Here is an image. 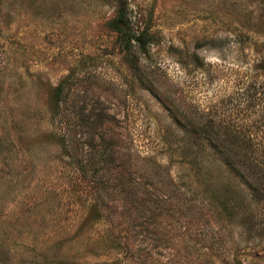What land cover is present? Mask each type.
I'll use <instances>...</instances> for the list:
<instances>
[{
	"label": "rangeland",
	"instance_id": "rangeland-1",
	"mask_svg": "<svg viewBox=\"0 0 264 264\" xmlns=\"http://www.w3.org/2000/svg\"><path fill=\"white\" fill-rule=\"evenodd\" d=\"M115 10L113 0H0V264H124L109 225L120 217L127 264H264V185L253 190L218 160L204 165L222 183L186 186L190 146L164 107L261 119L264 0H128L129 18L156 38L139 74L108 25ZM104 146L105 181L118 185L123 168L137 195L93 194ZM146 154L186 192L183 203L158 204L160 190L136 175Z\"/></svg>",
	"mask_w": 264,
	"mask_h": 264
},
{
	"label": "trees",
	"instance_id": "trees-1",
	"mask_svg": "<svg viewBox=\"0 0 264 264\" xmlns=\"http://www.w3.org/2000/svg\"><path fill=\"white\" fill-rule=\"evenodd\" d=\"M116 3L115 15L108 21L110 29L113 30L118 35V40L121 46L123 45L126 52H133V59L131 60V69L134 73L139 74L143 69L140 67L139 58L144 57L148 59L150 53V47L156 43L155 35L149 32V28H140L137 26L136 21H132L128 16V0H113ZM134 50V51H133ZM261 68V67H260ZM259 68V69H260ZM262 79L259 82V91L256 95L259 102H263L264 108V68H261ZM261 74V75H262ZM143 75V74H142ZM145 77V75H143ZM261 77V76H260ZM140 83L145 81L144 88L149 91L153 96L158 97L159 94L153 85V82L148 78L143 80L140 78ZM143 85V84H142ZM56 101L59 102L62 96L63 90L61 88L57 89ZM253 98L256 96L251 95ZM250 97V96H249ZM255 106V105H250ZM257 106V105H256ZM164 107L171 111L172 120L178 126L182 135L184 136V142L189 145L190 154L188 160L184 161V164L188 166V177L192 181L185 183L186 186H191L196 184L201 187L205 193H209L211 186L214 184L222 183V179H216L214 174L208 171L206 167L207 164H213L214 161H220L222 165L227 169V171L238 178L239 181L252 188L253 190H258L260 185H264V153L259 152L257 149V139L262 138V136L257 135L261 133L264 138V111L262 113L261 119L257 122L250 124L232 122L231 120H217L214 117L208 116L206 119L202 120V114L200 113H190L185 109L175 110L170 108L172 106ZM201 118V119H200ZM102 145L104 144V139H100ZM108 147L104 146L101 154L95 160V166L92 170V179L95 182L97 175L101 174L103 169L97 168L96 166L100 163L103 164L109 158ZM113 159H110L112 163H122V155H114ZM263 157V158H260ZM142 160L139 164H135L139 167L140 177H145L149 181L151 189H159L160 195H157L158 204L166 203L167 200H172V195L177 198V195L185 196L186 192L180 193L178 188H174V182L170 179L169 173L162 170L160 165L156 164L154 160L151 159L150 155L139 157ZM204 162L207 163L204 165ZM216 168L221 169L220 165ZM223 168V167H222ZM77 172L82 174L85 173L84 170ZM118 171H115V179L118 180V185H109L108 179H104L106 170L101 175L99 186L96 182L93 194L99 199L96 192V188H108L116 195V198L120 197L123 193H128L131 189L136 187V182L128 181L124 178L123 168L118 167ZM137 173V172H136ZM79 174V179L81 175ZM83 176V175H82ZM108 186L105 187V183ZM139 184V182L137 181ZM158 185L156 188L155 186ZM138 193L136 187V195ZM222 197V196H221ZM182 198V197H181ZM180 198V199H181ZM211 199H217L218 195L211 193ZM178 203L181 202L178 198L176 200ZM226 201H230V198L225 197L222 204ZM95 204L100 206L101 211L103 210L102 205L106 206L103 201L101 204L95 200ZM120 203H123L119 200ZM183 203V202H181ZM125 203L120 204L123 207ZM104 212V210H103ZM124 219V218H119ZM112 221L110 225V236L112 239L117 240L115 243V248L121 250L126 257L124 264L129 262V255L132 252V245L130 243L129 224L124 220ZM113 249V248H112ZM113 249V250H114Z\"/></svg>",
	"mask_w": 264,
	"mask_h": 264
}]
</instances>
